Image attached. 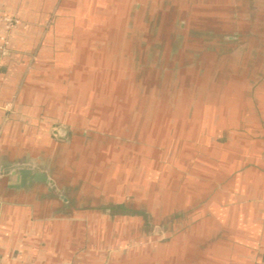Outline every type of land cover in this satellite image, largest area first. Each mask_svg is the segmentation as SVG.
Wrapping results in <instances>:
<instances>
[{
    "label": "rangeland",
    "instance_id": "obj_1",
    "mask_svg": "<svg viewBox=\"0 0 264 264\" xmlns=\"http://www.w3.org/2000/svg\"><path fill=\"white\" fill-rule=\"evenodd\" d=\"M263 3L92 0L70 9L54 60L25 70L27 100L66 124L51 122L53 143L35 145L52 149L38 168L66 189L69 218L44 229L46 242L23 228L40 238L24 247L49 248L54 264H155L188 236L199 248L210 235L216 245L222 234H256ZM119 204L129 212L110 209Z\"/></svg>",
    "mask_w": 264,
    "mask_h": 264
},
{
    "label": "crops",
    "instance_id": "obj_2",
    "mask_svg": "<svg viewBox=\"0 0 264 264\" xmlns=\"http://www.w3.org/2000/svg\"><path fill=\"white\" fill-rule=\"evenodd\" d=\"M87 1L92 0H0V13L21 22L10 35L9 54L0 66V264H28L30 261H37L34 264H54L56 260L53 259L56 255L49 248H45L43 254L36 247H29V240L40 239L29 228L40 229L44 234L42 241L46 242L48 233L44 229L55 221L69 218L68 207L61 203L51 205L49 202L53 199L50 193L33 182L31 176L23 188L14 187L19 185L20 169L39 171L51 177L48 171L38 168V161L52 160V149L50 151L35 144L42 139L48 140V144L53 143L54 139L48 132L51 122L60 127L66 124L53 113L51 106L45 109L43 105L27 100L25 84L32 74L26 75L25 70L29 64L41 66L54 60L53 48L62 44L60 37L66 31L61 27V20L69 15L71 8ZM257 1L261 3L264 0ZM260 30L263 33L264 27ZM2 32L0 25V34ZM49 147L52 148V145ZM261 160L262 157H259L257 162ZM257 172L264 176V167L258 168ZM262 189L256 186V234L248 228L229 235L222 234L216 245L210 244L216 238L210 235L202 245L203 249L197 248L193 238L188 236L176 245L171 256L160 253L161 261L155 264H264ZM27 226L29 228L24 231ZM25 244L29 246L24 247ZM60 253L66 255L65 251ZM6 255H11L12 261L5 258ZM197 255L198 258H195Z\"/></svg>",
    "mask_w": 264,
    "mask_h": 264
},
{
    "label": "built area",
    "instance_id": "obj_3",
    "mask_svg": "<svg viewBox=\"0 0 264 264\" xmlns=\"http://www.w3.org/2000/svg\"><path fill=\"white\" fill-rule=\"evenodd\" d=\"M0 25L3 32L0 34V66L9 54L10 35L21 25L19 19L0 13Z\"/></svg>",
    "mask_w": 264,
    "mask_h": 264
},
{
    "label": "flooded vegetation",
    "instance_id": "obj_4",
    "mask_svg": "<svg viewBox=\"0 0 264 264\" xmlns=\"http://www.w3.org/2000/svg\"><path fill=\"white\" fill-rule=\"evenodd\" d=\"M256 2L258 3L259 1L256 0ZM263 23H264V21H263ZM263 27H264V24H263ZM21 170L22 169L18 170V180L19 181L21 178V173H20ZM35 172H39V171H35ZM28 177H30V176H28ZM31 177L33 178V176H31ZM50 180L51 181L49 183H45L42 181H37V182L33 181V182L37 183L38 185L43 186L44 189H46L50 193V197L53 199L52 201L49 202V203H51V205H54V204L57 205V204L61 203V204L65 205L66 207H68V205L71 204V201L67 197H64V199L61 197V192L63 189L61 186L62 184H60V182L56 178H53V179L50 178ZM65 190L66 189L64 188V190H63L64 193L66 192Z\"/></svg>",
    "mask_w": 264,
    "mask_h": 264
},
{
    "label": "water",
    "instance_id": "obj_5",
    "mask_svg": "<svg viewBox=\"0 0 264 264\" xmlns=\"http://www.w3.org/2000/svg\"><path fill=\"white\" fill-rule=\"evenodd\" d=\"M56 133H57L58 138L65 139V136H66V131L65 130L59 128L56 131ZM20 173H21V178H20V181H19V185L14 187V188H17V189L23 188L25 186V183H26V180H27L28 176H33L32 180L35 181V182L42 181V182H45V183H49L51 181L50 178L46 174H44L42 172H35V171H32V170H21ZM61 197L64 199V196H63L62 193H61ZM199 249H203V246L199 247ZM195 258H198V255Z\"/></svg>",
    "mask_w": 264,
    "mask_h": 264
},
{
    "label": "trees",
    "instance_id": "obj_6",
    "mask_svg": "<svg viewBox=\"0 0 264 264\" xmlns=\"http://www.w3.org/2000/svg\"><path fill=\"white\" fill-rule=\"evenodd\" d=\"M114 213H128L129 209L127 204L114 205L110 208Z\"/></svg>",
    "mask_w": 264,
    "mask_h": 264
}]
</instances>
